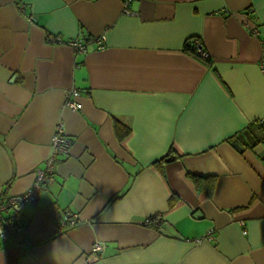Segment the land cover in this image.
Returning <instances> with one entry per match:
<instances>
[{
    "label": "crops",
    "instance_id": "1",
    "mask_svg": "<svg viewBox=\"0 0 264 264\" xmlns=\"http://www.w3.org/2000/svg\"><path fill=\"white\" fill-rule=\"evenodd\" d=\"M122 8L0 0V201L32 186L58 124L73 140L16 237L0 234V264H264V0ZM191 37L210 65L184 52ZM65 213L77 223L58 233Z\"/></svg>",
    "mask_w": 264,
    "mask_h": 264
},
{
    "label": "built area",
    "instance_id": "2",
    "mask_svg": "<svg viewBox=\"0 0 264 264\" xmlns=\"http://www.w3.org/2000/svg\"><path fill=\"white\" fill-rule=\"evenodd\" d=\"M130 0H123V8L122 11L124 14L132 15L128 8ZM48 41L53 43H59L55 36H48ZM102 44L105 40L104 36L95 39ZM191 45L193 46V51L201 56L202 58L209 57V54L206 52L201 40L199 38H192ZM69 45L76 53H84L86 51L85 42L80 40L79 38H74L65 42ZM262 71H264V66H262ZM80 94V90L77 88H73L66 92L64 97V106L70 108L72 110H78L81 108L80 102L77 101V97ZM73 140L69 136H67L61 127L58 124L54 128V132L51 137V153L44 160V166L42 168H37L35 170V178L31 187L20 194L8 196L6 201L0 206V210H4L5 208H10L13 212L19 213L26 204L35 202L40 194L42 193L45 186L52 181L53 174L55 172V167L60 160L61 157L65 156L72 145ZM160 215H156L155 220H159ZM56 231L58 233H63L65 228L68 226H73L77 223L76 214H63L62 218L57 221ZM147 224V219L145 221ZM242 224V222H241ZM0 234L2 236H6L3 230L0 228ZM102 242H95L91 247V254L97 255L103 250Z\"/></svg>",
    "mask_w": 264,
    "mask_h": 264
},
{
    "label": "trees",
    "instance_id": "3",
    "mask_svg": "<svg viewBox=\"0 0 264 264\" xmlns=\"http://www.w3.org/2000/svg\"><path fill=\"white\" fill-rule=\"evenodd\" d=\"M192 38H197V37H191V38H188L186 39V41L184 42V45H183V50L184 52H186L187 54H189L190 56H192L193 58L205 63V64H208L210 65L211 64V59H210V56L207 57V58H202L201 56H199L198 54H196L194 51H193V46L191 45V39ZM261 123L264 122V121H260ZM254 126L253 123H251L249 126H248V129H252V127ZM262 124H259V127H261ZM128 127H126L124 124L120 123L119 121H115L114 122V130H115V133L117 135V137L119 139H122L127 133H128ZM236 140H237V136H232L230 138V142L233 146H236ZM167 156H164L162 157L161 159L159 160H156L153 162V164H157L158 162L162 161V160H167L168 158H166ZM191 178L193 180H195L196 182L199 181V178H197L196 176L194 175H190ZM210 186V189L213 187V184L212 185H209ZM7 198H2L1 201H0V206L6 201ZM1 211H7V212H10V215H8L7 217H0V225L2 227V230L3 232L8 236V237H16L17 235V228H22L23 226L18 222V220L16 221L15 218L18 217V214L19 213H15L13 212L9 207L8 208H5L4 210H0ZM155 217L156 215H153V216H150L147 218V225H150V226H153L154 228H159V226L161 225V222H162V219H161V216L159 218V220H155ZM58 222H56L57 224Z\"/></svg>",
    "mask_w": 264,
    "mask_h": 264
}]
</instances>
